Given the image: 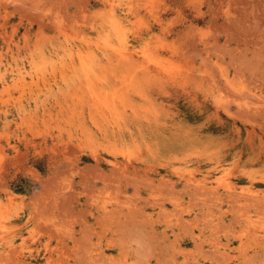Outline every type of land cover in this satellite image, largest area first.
Segmentation results:
<instances>
[{
	"label": "rangeland",
	"instance_id": "obj_1",
	"mask_svg": "<svg viewBox=\"0 0 264 264\" xmlns=\"http://www.w3.org/2000/svg\"><path fill=\"white\" fill-rule=\"evenodd\" d=\"M0 264H264V0H0Z\"/></svg>",
	"mask_w": 264,
	"mask_h": 264
},
{
	"label": "clouds",
	"instance_id": "obj_2",
	"mask_svg": "<svg viewBox=\"0 0 264 264\" xmlns=\"http://www.w3.org/2000/svg\"><path fill=\"white\" fill-rule=\"evenodd\" d=\"M132 246L137 251V253L142 257L146 256L149 252V249L143 240L137 239L133 241Z\"/></svg>",
	"mask_w": 264,
	"mask_h": 264
}]
</instances>
